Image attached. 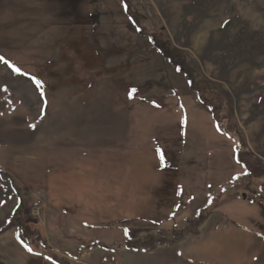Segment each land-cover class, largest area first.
Instances as JSON below:
<instances>
[{"label": "rangeland", "instance_id": "374dc122", "mask_svg": "<svg viewBox=\"0 0 264 264\" xmlns=\"http://www.w3.org/2000/svg\"><path fill=\"white\" fill-rule=\"evenodd\" d=\"M0 58V264H264V0H0Z\"/></svg>", "mask_w": 264, "mask_h": 264}, {"label": "trees", "instance_id": "16d2710c", "mask_svg": "<svg viewBox=\"0 0 264 264\" xmlns=\"http://www.w3.org/2000/svg\"><path fill=\"white\" fill-rule=\"evenodd\" d=\"M129 14L131 15L132 21L134 23H136V25H137L138 24L137 17L131 11L129 12ZM160 53L162 55H164V52H163L162 49H160ZM137 93H138L137 91H134V95H137ZM146 100H147V98H146ZM156 158H157L156 170H159L161 168L163 169V167L165 166L164 163L165 164H169V163L166 162L165 156H164L163 152H161L160 150H156ZM236 161L239 162L240 164H244L243 163L244 161H243V159H241L240 154L238 155ZM246 167L248 168V166H246ZM175 191H176V195H177V199L176 200L179 202L180 196H181V188H180L179 184H176ZM25 206H26V203L24 202V200L20 199L19 200V206L17 207L16 211L14 212L13 217L11 218L8 226H9V228H15L16 229V240L21 246H23V247H25L27 249L32 248V250L39 249L37 246L33 245V242L30 241L31 240V236L33 235V233L30 232L29 226L25 225L23 223V220L21 219L22 212H23ZM98 227H100V228H102V227L108 228L105 225L104 226H94V228H98ZM121 228L123 230H127L128 231L129 239H126L125 241H123L121 243L119 242V240H116V241L114 240L110 244H108L105 241L102 242L101 240H95L90 246L84 247L82 250L78 251L77 257H79L82 254V251H85V250L86 251H91V250H93L96 247L102 248V249L107 250V251H117L121 247H126V248H128L130 250L131 249H133V250L140 249V247H137L135 245V243L132 241V239L135 237V232H133L131 230L132 228H130L129 226H121ZM37 243H38V240H37ZM40 245H41L40 248L44 247V245H45L44 241L42 239H39V246Z\"/></svg>", "mask_w": 264, "mask_h": 264}, {"label": "built area", "instance_id": "2783aa9c", "mask_svg": "<svg viewBox=\"0 0 264 264\" xmlns=\"http://www.w3.org/2000/svg\"><path fill=\"white\" fill-rule=\"evenodd\" d=\"M40 211H42L40 203H35L34 206H33V214L35 216H40Z\"/></svg>", "mask_w": 264, "mask_h": 264}, {"label": "crops", "instance_id": "0c3cea01", "mask_svg": "<svg viewBox=\"0 0 264 264\" xmlns=\"http://www.w3.org/2000/svg\"><path fill=\"white\" fill-rule=\"evenodd\" d=\"M106 252H108L109 253V251H106ZM128 253V252H127ZM127 255V257H132L133 259L136 257V258H140L139 256H137L136 255V253H134V254H130V255H128V254H126ZM123 257H126L125 255H123ZM134 264V263H133Z\"/></svg>", "mask_w": 264, "mask_h": 264}, {"label": "snow or ice", "instance_id": "6c2138e0", "mask_svg": "<svg viewBox=\"0 0 264 264\" xmlns=\"http://www.w3.org/2000/svg\"><path fill=\"white\" fill-rule=\"evenodd\" d=\"M0 59H3V58H0ZM6 62V61H5ZM7 63V62H6ZM16 71H19V69H16ZM37 83L39 84V81H37ZM135 91V90H133ZM29 251H31V249H29Z\"/></svg>", "mask_w": 264, "mask_h": 264}]
</instances>
